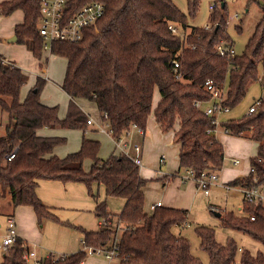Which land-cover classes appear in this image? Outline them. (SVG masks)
Instances as JSON below:
<instances>
[{
	"label": "trees",
	"instance_id": "obj_1",
	"mask_svg": "<svg viewBox=\"0 0 264 264\" xmlns=\"http://www.w3.org/2000/svg\"><path fill=\"white\" fill-rule=\"evenodd\" d=\"M89 1H101L106 6L97 30L85 29L83 39L78 42L51 43L52 53L68 60L62 84L70 96L65 118L59 117L57 106L41 101L46 82L41 77L21 100V89L28 82V75L15 62L0 55V108L8 115L5 131L0 134V185L9 191L14 208L32 206L39 221L44 217L57 218L37 193L40 180L84 184L96 202V216L110 222L113 214L105 199L122 197L125 203L118 216L127 228L117 243L119 264H202L193 254L189 239L173 231L174 227L187 224L188 210L161 205L147 211L144 188L149 180L140 175V167L130 157L113 154L101 159V142L86 136L79 150L59 157L54 149L67 139L42 136L38 131L85 130L88 117L76 104V98L95 102L116 138L134 124L146 134L149 117L154 113L163 132H174V141L180 145L181 170L193 169L196 175L203 171L219 172L225 160L224 144L208 133V129L217 125L195 102L212 100L207 81L226 88L225 102L230 108L242 101L252 82L260 80L264 91V75L259 72V64H264V0H248L259 5L262 17L246 50L234 56H222L217 51L221 41L231 42L226 0H220L219 10L215 4L209 27H191L187 14L173 0H75L74 4L77 8ZM187 2L188 14L195 15L200 0ZM16 10L25 14L24 21L15 27L16 41L41 58L44 40L39 32L40 0L0 2L1 16ZM170 23L179 27V33L169 29ZM175 59L180 61L181 80L173 71ZM156 90L160 99L154 107ZM223 126L232 135L246 136L258 143V154L251 158L254 171L231 184L249 185L254 176L264 180V95L258 113L228 120ZM13 152L15 156L8 159ZM87 158L92 160L89 171L84 168ZM96 185L103 187V198L95 191ZM242 212V215L233 211L222 215V225L264 246V205L244 201ZM81 229L87 246H109L116 235L111 224L98 230ZM196 230L210 264H235L238 251H242V264H264V251L252 254L231 237L220 242L212 226L198 225ZM27 249V242L19 237L0 264H29L23 259ZM87 254L82 249L58 258L48 257L44 264H80Z\"/></svg>",
	"mask_w": 264,
	"mask_h": 264
},
{
	"label": "rangeland",
	"instance_id": "obj_2",
	"mask_svg": "<svg viewBox=\"0 0 264 264\" xmlns=\"http://www.w3.org/2000/svg\"><path fill=\"white\" fill-rule=\"evenodd\" d=\"M173 2L184 13L187 14V22L191 27H204L207 24H211L210 14L213 11L210 8L211 5L217 4L219 10L222 3L220 0H200L199 10L197 11V13L195 15H189L187 0H173ZM226 2L227 32L231 37V42L236 52L238 54H242L246 50V45L250 36L254 32V28L262 17V11L256 2L248 3V0H226ZM237 14L239 16L238 19L235 18V15ZM98 25L94 28V30H97ZM239 26L241 28H239ZM190 31L191 29L189 27L187 32L189 33ZM17 43L23 45L22 43ZM42 53V62L40 61V58L36 57L35 55L33 57L31 53H29L28 55H24L25 57L22 56L26 62L25 66L29 70V80L23 86L22 92L23 94H27L31 87L35 85L39 76L45 78L49 77L50 79L47 80L46 86L43 89V96H47L49 101L51 100V102H53L55 105H59L60 110H62V108H66L67 110L69 98L63 90H59L57 85L59 84L60 80L58 79V77L63 74L66 61L62 56L59 55L57 56V59L52 60L56 56L50 54V47H47V49L43 48ZM47 56H49L50 62V69L48 71L45 70L46 68H48L47 60L45 59V57ZM259 72L261 76L264 75L263 63L259 64ZM263 95L264 91L261 81H254L250 84L245 97L239 104L231 107L228 111H224L218 115V138L223 143L228 140L231 141V145H225V168L233 169V157L241 158L242 163L239 165L240 167L248 164V160L246 159L245 161L243 159V156L239 155L241 154V152H239L240 149H247L248 157L257 156L258 143L255 140L246 136H241V138L239 139L244 140H241L239 142L235 141L238 135H232L226 132L223 123L231 119L238 120L246 116L248 114L250 106L254 104L258 99L262 98ZM159 96V93L156 91L154 95L155 102H157ZM84 101L85 103L83 105V110L87 113L88 118L94 120V123L88 124L85 130L59 128L60 130L67 133L64 134L68 138V142L64 145V148L67 149L68 147L72 146V144L70 143L72 141V136L74 135H79L80 140H82L84 136L95 138L100 140L101 142L99 156L101 159L105 160L110 157L111 151H113L111 136L101 130L103 126L108 129V124L104 120H102L99 108L95 102L85 99ZM1 111L2 110L0 108V122L2 123ZM153 116L154 113L150 115L151 118ZM4 122L6 123V121ZM4 131L5 130L3 129V127L0 128V134H3ZM173 143L176 142L173 140ZM91 166L92 161L91 159L87 158L84 162L85 170L89 171L91 169ZM180 172L183 173L184 170H181ZM162 183L163 181L161 179L154 178L152 180H149L146 194L150 202H155L161 197V189L163 187ZM73 185H75V187L77 188H72L71 192L70 190H68V196L65 199V201H67L71 205H68V207H58L57 209H54L53 213L57 216V218L44 217L38 223L41 236L37 237L36 242H38L40 245L39 254L41 257H47L50 254L59 256L62 254H69L74 251L84 249V234L81 227L87 230H95L101 226L100 218L96 216L93 210H81L79 207H77L80 206V204H83L82 202L88 201L89 199L87 197V193L84 192L85 190L82 189L83 186H81V184ZM50 191H52V188ZM221 192L225 194L224 191ZM99 193L100 198H103L105 196L103 187H101ZM105 200L107 201L109 211H111L113 214L111 218V225L115 227L114 223L116 224L120 221L118 215L123 209L125 199L117 196H108ZM10 201L11 195L9 191H4L2 186L0 185V222L2 223H5L6 214L12 211V205ZM206 213L207 214L198 213L199 215L197 213H194L195 217L191 216L190 219H188L189 222L185 224V226L179 228V232H181L183 236L189 239L193 254L202 262V264H210V259L207 251L201 247V240L196 230V227L198 225L212 226L216 231V238L220 242H226L227 239L231 237L237 241L239 247L244 250H249L252 254H257L260 251H264V246L257 240L238 231L226 229L222 225L221 221L219 222L217 218L211 216L214 215L211 210L206 209ZM119 224L122 228L126 227V225L121 221L119 222ZM121 233L122 231L120 230L119 234ZM29 245L33 244L30 243ZM241 255L242 251H238L235 264H242ZM97 256L98 255H96V257ZM90 257L92 256L87 254L84 262H86V260ZM98 257L101 258L102 256L100 255Z\"/></svg>",
	"mask_w": 264,
	"mask_h": 264
},
{
	"label": "crops",
	"instance_id": "obj_3",
	"mask_svg": "<svg viewBox=\"0 0 264 264\" xmlns=\"http://www.w3.org/2000/svg\"><path fill=\"white\" fill-rule=\"evenodd\" d=\"M2 1H7V0H0V2ZM24 18H25V14L22 10H16L8 16L0 15V55H2L3 57H5L6 59L10 61L15 62L28 75L29 70L25 66L26 62L23 59V57H25L24 55H28L29 53H31L34 57V53L26 45L24 44L20 45L17 43V41H12V38L15 37L16 25L22 23L24 21ZM44 48L47 49L45 46ZM50 50H51V47H50ZM50 54L56 56L52 60H55L58 58L57 57L58 55L52 53V51ZM42 55H41L40 61L42 60ZM45 59L47 60V67H48L45 70L48 71L50 69L49 56L45 57ZM64 59L66 61L65 69L63 70V74L60 77H58V79L60 80H59V84L57 85H58L59 90L61 89L67 94V92L62 88V84H63L64 78L66 75L67 63H68V60L66 58ZM40 77L41 76L37 78V81ZM41 78L45 79L46 81L45 86H46L47 80L50 78L49 77L47 78L41 77ZM28 80H29V75H28ZM35 85H33L31 89ZM156 91L158 92V90ZM27 94H23L22 89H21L20 99L24 100ZM67 96L69 98L67 110L66 108H62V110H60L59 105H55L53 102H51V100L49 101L47 96L44 97L43 90L41 93V101L44 104L49 105V106H57L59 117L65 118L68 113L69 103H70V96L68 94ZM84 99L89 100L86 98H76L75 99L76 104L82 110H83V105L85 103ZM159 99H160V96H159ZM159 99L157 100V102L159 101ZM157 102L154 101V107L156 106ZM3 112L4 111L2 110L1 111V116H2L1 117L2 119L1 128L3 127L4 129V126H5L4 121H7L8 115L6 112H4L5 114ZM100 114L103 120V115L101 111H100ZM93 123H94V120H93ZM38 134L42 136L65 137L67 139L66 143L68 142V138L64 135L67 133L60 130L59 128H55V129L43 128L38 131ZM241 136L242 135L237 136V139L235 141L239 142L241 140H244V139H239L241 138ZM217 137H218V134H217ZM83 138L82 140H80L79 135L72 136V141L70 143L72 144V146L68 147L67 149L64 148V145L66 143L60 146H57L54 149V154L58 155L59 157H65L67 154L79 150L81 148ZM87 138H90V137H87ZM90 139L98 140L95 138H90ZM130 139L133 142L139 143L142 146L141 156L143 159V165L140 167V175L143 178L148 179V180H152L155 178V179H161L163 181L162 183L163 187L161 189V197L155 202H150L148 200L147 194H146L148 183L146 184L144 188V192H145V209L147 211H151V207L153 204H155L158 201H162V205L164 206L188 210V219H190L191 216L195 217L194 213L207 214L206 209L211 210L212 213L214 214L211 216H214L215 218H217L219 222L221 221L220 217L223 214L231 212V211H233L236 215H242L244 197H243L242 191L240 190L241 184L232 185L231 181L237 180V179H243L249 175L250 169L252 167L251 165L252 157L247 156V149L245 148L240 149L239 152H241V154L239 155H242L245 161L247 159L248 164L240 167L239 165L242 163L241 158L233 157L232 159L233 169L225 168L223 165L222 169L219 171L220 182L230 184L231 188L227 189L220 184L214 185L212 186L210 194L205 195L202 191L198 189V186L194 180H189L187 182H184L180 179V175L182 174L180 172L181 169H180V158H179L180 145L178 143H173V140H174L173 131L163 132L161 130L160 126L158 125L156 121L155 115L152 118L149 117L146 134L142 135L138 133L134 128H131ZM111 140H112V137H111ZM112 143H113V151H111V155L113 154L119 155L118 151H116L113 140H112ZM223 144L225 148L226 144L231 145V141L228 140ZM99 155H100V152H99ZM163 156H165V160L162 162L161 157ZM225 157H226V154H225ZM236 159L240 160L238 164L235 163ZM224 163H225V160H224ZM73 184H81V186H83L82 189L85 190L84 192L87 193V197L89 199L88 201L82 202L83 204H80V206H77V207H79L81 210L90 209L94 211L96 207V202L93 199V197L89 195L87 187L82 183H78V182L63 183L60 181H53V180L52 181L40 180L38 188H37V193L40 196V198L43 200V202L53 212L54 209H57L58 207H68V205H71L67 201H65V199L68 196L67 195L68 190H70L71 192L72 188H77ZM101 187L96 185L95 190L99 192ZM51 188H52V191H50ZM221 191H224L225 194H223V192ZM218 212L222 214L220 216H217L216 213ZM11 214L15 215L17 219L19 237L23 239L25 242H27L30 248H36L39 254L40 245L38 242H36L37 241L36 239L37 237L41 236V233L39 231V225H38L39 220H38V216H37L35 209L29 205L18 206L17 208H14L12 205V211L6 214L5 223L0 222V233H5L7 217ZM100 228L101 226L98 229ZM179 228L180 227H174L173 231L178 234L180 233ZM98 229H95V230H98ZM30 243H32L33 245H29ZM74 252H77V251H74ZM84 264H107V261L102 257L100 258L98 256L96 257V255H93L92 257L88 258Z\"/></svg>",
	"mask_w": 264,
	"mask_h": 264
},
{
	"label": "built area",
	"instance_id": "obj_4",
	"mask_svg": "<svg viewBox=\"0 0 264 264\" xmlns=\"http://www.w3.org/2000/svg\"><path fill=\"white\" fill-rule=\"evenodd\" d=\"M75 0H40L41 3V18L39 22V32L44 40V46L47 48L51 47L53 41H65V42H78L83 39L85 34V29L95 28L98 21L105 15L106 6L101 1H89L80 7L75 6ZM215 5H211L213 9ZM238 19V14L235 15ZM207 24L205 27H209ZM169 29L174 33H179V27L175 23L169 24ZM217 51L222 56H234L236 55V50L232 42L221 41L217 46ZM174 68L173 71L177 79L181 80L183 78V73L180 70V61L175 59L173 61ZM206 88L212 94V100L206 103L201 101H196L195 105L202 108L205 115L212 117L213 123L217 125L215 128L208 129V133L217 136L218 131V115L224 111H228L230 106L225 102L226 88L216 87L212 81L206 82ZM262 98L258 99L254 104H252L248 110V114L258 113L261 109ZM93 123V119H88V124ZM109 127V125H108ZM138 133L144 135L145 130L136 124L132 126ZM102 131L108 133L115 144L116 151L119 154H124L130 157L139 167L143 165L142 159V146L139 143L133 142L130 139L131 129L125 131L123 135L119 138L114 136L111 127L108 129L103 126ZM226 132L227 129H226ZM15 153H11L8 159H12ZM165 160V156L161 157V161ZM239 159L235 160L238 164ZM250 171H254L253 166ZM180 179L184 182L189 180H194L198 186V189L202 191L205 195H209L214 185H222L227 189L231 188L228 183L220 182V176L218 171H203L200 175H196L193 169H187L180 175ZM240 190L243 193L244 201L253 205H264V180L259 179L254 176L249 185H240ZM162 201H158L152 205L151 210L157 206H161ZM252 220L255 219L254 215L250 217ZM120 222V221H119ZM114 223V228L116 235L112 243L106 247H93L84 245V249L91 256L98 255L102 256L107 264H119L118 263V239L119 231H123L127 227H121L120 224ZM111 224L107 218H100L101 227H105ZM19 238L17 219L15 215L11 214L7 217L6 231L5 233H0V262L1 259L9 254L13 244ZM50 254L47 257L39 256L36 248H30L25 251L23 259L29 264H44V261L48 257H61ZM84 260L80 264H84Z\"/></svg>",
	"mask_w": 264,
	"mask_h": 264
},
{
	"label": "water",
	"instance_id": "obj_5",
	"mask_svg": "<svg viewBox=\"0 0 264 264\" xmlns=\"http://www.w3.org/2000/svg\"><path fill=\"white\" fill-rule=\"evenodd\" d=\"M223 5V4H222ZM17 40V38H16V36L14 37V38H12V41H16ZM216 215L217 216H220L221 214L218 212V213H216Z\"/></svg>",
	"mask_w": 264,
	"mask_h": 264
}]
</instances>
